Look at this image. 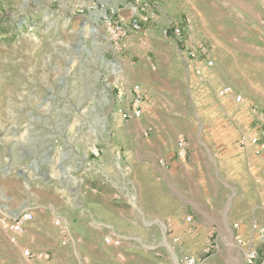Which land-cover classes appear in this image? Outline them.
Here are the masks:
<instances>
[{
    "label": "rangeland",
    "instance_id": "obj_1",
    "mask_svg": "<svg viewBox=\"0 0 264 264\" xmlns=\"http://www.w3.org/2000/svg\"><path fill=\"white\" fill-rule=\"evenodd\" d=\"M132 3L133 0H0V203L13 205L1 208V214L31 210L24 209L25 203H35L38 211L46 210L49 220L59 216L69 227L70 236L63 245L58 229L50 226L49 239L57 234L65 250L58 264H89L85 241L79 240V236L85 237L84 214L91 216L87 203L105 204L93 213L91 221L113 225L99 226V243L104 242L105 234L114 232L134 236L140 249L131 247L121 252L117 246L107 245L114 243L105 241L107 258H96L92 264H185L189 255L202 256L210 235L219 241L220 248L209 264H228L221 258L226 254L221 252L232 253L233 264H247L242 251L231 244L235 218L229 217L230 207L233 203H264V175L257 173L254 179L246 176L244 158H258L243 145L235 157L232 140L237 137L238 144V139L256 133L257 111H264V105L257 103L241 109L238 104L242 101L237 102L234 95L220 96L232 98L237 106L228 101L224 106H230L233 113L228 115L222 110L215 117L219 115L223 123L228 121L223 117L235 115L240 127L206 129L204 136L210 144L203 147L211 153V160H191L196 142L203 138L196 127L198 113L191 111L184 117L183 77L161 76L160 82L166 88L160 89L162 102L156 104L160 109L148 118V92L141 77L145 69L159 71V63L157 69L151 68L148 55L152 61L154 57L162 60V65L169 64L167 44L178 46L177 70L184 72L185 59L195 74L194 84L210 68L198 75L196 67L202 62L190 60L181 52L180 44L163 37L160 27L130 36L124 48L114 51L105 38L101 9H117L128 20ZM97 5L98 11L94 9ZM185 8H190L189 13H194L197 20H204L198 29L216 39L214 45L231 40L234 27L249 36L264 33V0H196ZM210 12L214 15L210 16ZM171 16L184 24L191 19L184 12ZM209 16L212 21H206ZM193 30L197 36L196 28ZM211 50L210 46V53ZM238 76L233 84L235 93L240 90L239 84H245L242 75ZM256 76L253 81L264 83L261 66ZM131 84H139L146 92L140 120L126 119L118 111L127 103V96L122 94L124 87L130 89ZM246 115H251L252 123L245 120ZM184 119L189 121L185 127ZM150 120L157 128L142 129V150L136 154L131 131L137 123L149 126ZM156 132L161 134L157 143L146 144L144 139ZM182 139L188 143L185 158L178 154ZM165 142L167 146L175 143L174 149L166 147ZM160 160H166L169 168H164ZM209 171L213 176L208 175ZM184 203H226L220 236L212 231L216 225L210 221L201 240H185L184 229L174 228L175 221L184 222ZM108 206L112 209H106ZM250 210L247 212L244 204L241 216L246 217L239 216L246 236L250 222L260 221L258 210ZM131 218L136 224L130 222ZM194 218L189 213L185 221L191 224ZM178 235L182 236L180 243L174 242ZM28 238L22 236L16 243L0 245V264L51 262V255L36 257L47 251L26 247V243L30 244ZM41 241L42 237H35L36 244ZM257 245L259 257L255 264H264V242ZM26 249L34 256L27 258Z\"/></svg>",
    "mask_w": 264,
    "mask_h": 264
},
{
    "label": "crops",
    "instance_id": "obj_2",
    "mask_svg": "<svg viewBox=\"0 0 264 264\" xmlns=\"http://www.w3.org/2000/svg\"><path fill=\"white\" fill-rule=\"evenodd\" d=\"M176 1V2H175ZM196 2V0L192 1H185V0H171L167 1L165 4L161 6V12L159 15L150 21L147 24H144V29L141 32L132 34L133 37H136L135 35H141V33L150 32L156 27H160L162 30L163 35V28L167 25V22L169 18H172L171 15H179L180 13L186 14L187 17H190L192 19V23L194 28H196L197 36L200 37L202 40L206 41L209 46H211L212 50L210 53V56L212 60L214 61V67L208 69L207 73L203 77H197L196 83L194 84V73L192 69L189 67L187 61L184 59V72L177 70L178 65V56L179 48L176 46V48L171 45H166L167 51L169 52V64L162 65V60L157 59L155 60L153 57V62L159 63V71L163 68V73H151L150 69H145L144 74L142 75L141 79L144 82V87L147 89L148 92V105H147V118L152 117V114L157 112L159 106V103H161V95H160V89L166 88V85H162L160 82L161 76L165 75L167 78H182L184 79V117L187 115L188 112H197L198 113V119H197V129L198 132L201 133V141L196 142V151H192L191 154V160L200 159V160H211V153L203 147L206 144H210V141L208 138L204 136L205 130L208 128H229V129H236L237 127H240V123H238V120L236 116L232 115L228 118L223 117L225 120L223 123L220 121L222 118L218 117L216 118L215 114L222 112L224 110L228 115L229 113H233L232 109L229 107H225L224 103H227L228 101L233 102L236 106V101L232 98L228 97H220L218 94V91L224 86V85H232L236 84L234 83L236 81L237 76L240 74L245 79V84H239L240 90H236L237 94H244L243 100L238 105H241V109H246L251 107L252 105H256L257 103H262L264 105V83L263 82H256L253 81V79H257L256 76V70L257 67L261 66L262 69H264V33L263 35H252L249 36L245 32L241 31L240 28L234 27V33L231 35L232 39L228 41H218L219 43L214 45L216 42V39H214L212 36H205L203 33L200 32L198 29V25L200 26V22L203 19L198 20L195 18V14L191 13V9L185 8L186 6H191ZM177 3V4H175ZM208 3V2H207ZM179 8L176 9L177 6ZM201 11V10H199ZM204 11V10H202ZM209 14V12H206ZM214 14L210 12V16H213ZM121 18L124 19L123 16L119 14ZM131 16V12L129 11V21ZM209 16V20L206 21H212L213 18ZM165 17V18H164ZM169 17V18H168ZM238 18L242 17L237 16ZM168 19V20H167ZM208 19V18H207ZM204 21V20H203ZM148 27V28H147ZM204 32H209V30H204ZM210 33V32H209ZM163 37L170 41V42H176L173 37H166L163 35ZM213 40V41H212ZM215 42V43H213ZM177 43V42H176ZM182 52V51H181ZM183 54V53H182ZM146 63V62H145ZM197 63H195L196 65ZM202 64V63H200ZM261 64V65H260ZM146 66L148 67L147 63ZM239 77V76H238ZM134 80V77L132 81ZM176 80V79H173ZM129 81V82H132ZM256 82V83H255ZM242 83V82H241ZM132 85V84H131ZM239 91V92H238ZM254 99V100H252ZM216 100L219 103L216 102ZM230 102V103H231ZM223 108L221 109L222 105ZM235 106V107H236ZM258 107V106H257ZM228 108V109H227ZM262 109H258V111H261ZM257 111V112H258ZM263 111V110H262ZM221 114V113H220ZM249 114V112H248ZM249 116L251 120L249 119ZM244 118L248 123H252L253 118L251 115H249ZM153 117H157L154 116ZM141 119V118H140ZM137 119V120H140ZM136 120V119H134ZM243 120V119H242ZM241 120V121H242ZM128 122H133L129 120H125ZM184 127L189 123V121H186L184 119ZM148 123H150L149 126H146L145 123H137L134 124L133 130L131 133L134 135L133 141H136V146L133 147L136 154H141L142 150V142H141V132L145 130V127L151 130H156L157 125L155 124V121L150 120ZM203 131V132H202ZM158 132V131H157ZM157 132L154 134V136L145 138V143L148 145H155L157 143V139L161 134H157ZM130 133V132H128ZM203 135V136H202ZM234 145L236 146L233 150V153L235 157L239 153L240 150H243V146H241L240 140L238 139L237 144V137L232 140ZM166 143V142H165ZM134 144V143H133ZM237 144V145H236ZM134 146V145H133ZM166 147H169V149H174L175 143H167L165 144ZM188 146V143H187ZM248 150L251 152L253 156H255L258 159H251L248 157L244 158V165H245V173L246 176H250V179L253 178L257 173H261L264 175V153L261 155H255L253 152L252 147H247ZM148 157H152V155H148ZM195 158V159H194ZM212 165V164H209ZM209 176H213V174L209 171ZM256 177V176H255ZM258 179V178H257ZM256 179V181H257ZM252 181V180H251ZM26 206L24 209H31L29 211H32L34 214V219L30 222H28L25 225L24 232L19 236V240L22 236H28L30 244L26 243L27 246H30V248H37L38 250H45L46 253L49 254V257L51 255L52 259L49 263H42L39 264H58L60 263V258L65 256V250L61 249L60 247V238L57 237V234L53 237V239H49L50 236V226L53 228L54 225H52V218L49 220L48 214H46V210L38 211L34 204L25 203ZM184 203V222L182 220L175 221L174 228H176L177 231H183L184 229V239L189 241L198 242L203 237L204 233L208 230L207 224H210V221H212L213 225H216L213 227L212 231L214 233H217V235L220 236L221 229L220 225L225 220L224 219V211L226 209V203ZM245 204L246 209H251L250 211L253 212V210H258L259 212V220L264 223V203H233V205L230 207V214L229 217H234L235 221L238 219H242L241 217H246V214L241 216V209L243 205ZM105 204L99 205V203H87L86 206L87 210L91 213V216L94 217V214L96 210H99L100 208L103 209ZM13 206L12 203H0V209L4 207ZM76 208V205H74ZM53 207L58 211L56 205L53 203ZM71 208V205H70ZM112 209V207H106V209L109 210ZM123 210V209H122ZM124 212V211H123ZM246 212V213H247ZM4 213L3 211H0V214ZM187 213V214H186ZM189 213L194 215V222L189 224L185 221V216ZM245 213V212H244ZM124 214V213H123ZM57 215V214H52ZM84 234L85 237L83 239L82 236H79V240L81 242L85 241V252L87 254L86 261L89 262V264H92V261L94 259H102L104 260L107 258L106 253L108 252V248L104 247L105 243V236H110L113 239H120V244H107V245H114L117 246L116 248L119 249V251L124 252L126 250H129V248L134 247V250H140L139 247L137 248L134 241L136 239L134 236L129 235H119L117 233H110L104 235V242L99 243L101 241V236L98 232V228L100 225H108L105 222L97 221L94 222L91 221L93 218L90 216L88 217V214H84ZM241 216V217H239ZM56 217V216H55ZM239 217V218H237ZM254 217V216H253ZM237 218V219H236ZM258 219V217H257ZM243 220V219H242ZM83 221V220H81ZM129 222L126 221V223ZM132 224H136L135 219L131 218ZM110 227H113V225H108ZM55 227V226H54ZM217 227V228H216ZM56 228V227H55ZM57 230V229H56ZM58 231V230H57ZM3 231L0 230V245L5 246L6 242L8 243L9 240L6 235L2 233ZM118 235V236H114ZM35 237H42V241L40 244L35 243ZM120 245V246H119ZM136 246V247H135ZM6 252V250H3ZM192 254V253H191ZM220 254H226L225 257L221 256L222 259L228 264H233V254L232 253H220ZM236 259V257H234ZM210 263V260L207 264ZM30 264H33L30 263ZM36 264V263H35ZM69 264H72L69 262ZM99 264H106L104 262ZM211 264H215V261H212Z\"/></svg>",
    "mask_w": 264,
    "mask_h": 264
},
{
    "label": "built area",
    "instance_id": "obj_3",
    "mask_svg": "<svg viewBox=\"0 0 264 264\" xmlns=\"http://www.w3.org/2000/svg\"><path fill=\"white\" fill-rule=\"evenodd\" d=\"M167 1L170 0H133L130 6L131 16L129 21L121 18L117 9H101L100 17L105 26V38L114 51L124 48L127 45L126 40L132 34L141 32L144 24L155 19L161 12L162 4ZM98 7L97 5L94 9L98 11ZM193 29L191 19H187L184 24L174 18H170L167 25L163 28V35L173 37L181 45V51L190 60L202 62L196 67V73L202 75L206 68L213 67L214 61L210 56L209 44L204 40L198 39ZM147 60L152 69H157V65L152 61L150 55L147 56ZM145 93V89L139 84L132 85L130 89L124 87L122 94L127 96V103L124 107L120 106L118 108L124 118L134 120L143 117L144 104L146 102ZM218 94L219 96L234 95L237 102H241L244 98L242 94L235 93L232 85H224L218 91ZM257 116L256 133L251 136H243L240 139V143L243 146L252 147L256 155H261L264 153V111H258ZM178 154L184 158L188 154V146L183 139L178 143ZM160 163L164 168H169L170 164L166 160H160ZM33 219L34 214L29 210L12 214H0V230L4 232L10 242L16 243L19 240V236L24 232L25 225ZM190 219L191 216H188V220ZM52 224L58 229L63 245H66L70 236L69 227L59 216L52 219ZM232 228L235 230L232 232V246L242 251L247 264H255L259 257L257 244L258 242H264V224L256 219L252 220L250 222V233L247 236L244 234V221L242 219L233 222ZM181 239L182 236L178 235L175 237L174 242L180 243ZM105 241L116 245L120 244V239H113L110 236H106ZM219 248V241L214 239L213 235H210L202 256L189 255L185 259V264H207ZM24 254L27 258L34 256V252L29 249L24 250ZM48 256L49 254L44 252L36 254L38 258H46Z\"/></svg>",
    "mask_w": 264,
    "mask_h": 264
}]
</instances>
